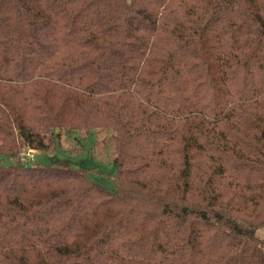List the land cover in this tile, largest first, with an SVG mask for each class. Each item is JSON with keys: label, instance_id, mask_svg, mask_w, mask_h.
<instances>
[{"label": "trees", "instance_id": "trees-1", "mask_svg": "<svg viewBox=\"0 0 264 264\" xmlns=\"http://www.w3.org/2000/svg\"><path fill=\"white\" fill-rule=\"evenodd\" d=\"M90 130L115 192L0 165V264H264V0H0V156Z\"/></svg>", "mask_w": 264, "mask_h": 264}, {"label": "rangeland", "instance_id": "rangeland-1", "mask_svg": "<svg viewBox=\"0 0 264 264\" xmlns=\"http://www.w3.org/2000/svg\"><path fill=\"white\" fill-rule=\"evenodd\" d=\"M100 132V133H98ZM61 132L59 143L47 152L23 148L19 155L0 156V165H45L82 170L87 178L108 192H115L111 133L106 131Z\"/></svg>", "mask_w": 264, "mask_h": 264}]
</instances>
